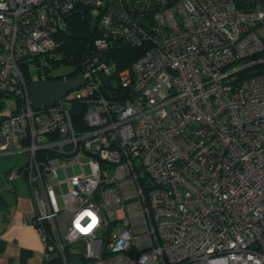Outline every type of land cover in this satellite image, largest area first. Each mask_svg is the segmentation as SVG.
<instances>
[{
  "label": "built area",
  "instance_id": "obj_1",
  "mask_svg": "<svg viewBox=\"0 0 264 264\" xmlns=\"http://www.w3.org/2000/svg\"><path fill=\"white\" fill-rule=\"evenodd\" d=\"M254 1L0 0V156H26L6 181L28 186L44 264H264V73L239 79L264 64ZM77 5L98 30L86 84L34 110V62ZM116 42L141 50L130 71Z\"/></svg>",
  "mask_w": 264,
  "mask_h": 264
},
{
  "label": "trees",
  "instance_id": "obj_2",
  "mask_svg": "<svg viewBox=\"0 0 264 264\" xmlns=\"http://www.w3.org/2000/svg\"><path fill=\"white\" fill-rule=\"evenodd\" d=\"M171 0H126L127 9H133L134 12L139 10L138 6L134 3L138 2L143 7L148 6L151 9L158 10L163 7L162 3H169ZM240 10H252L256 8L254 0H233ZM140 9H142L140 7ZM98 30L95 26V18L90 15L89 9L81 5H77L75 9L70 12L68 17L64 21V29L57 35V42L59 46L54 50L52 54H55L56 59L53 61L49 60V57L43 56L50 69L55 67L64 66L67 64L75 65V69L70 74H56L52 75L49 70L45 67V71L48 73L49 78L53 80H60L62 78H69L74 75L80 74V63L87 56V50L93 39L97 38ZM141 50L131 48L130 46L123 44L122 42L114 43L111 50L105 54V59L114 65L115 72L118 73L122 70L130 68L131 64L139 58ZM264 58V53L252 57L246 61H253ZM34 64L40 68L39 58L35 60ZM253 68H247L241 71L239 79L255 74L264 73V64H257L251 66ZM39 75V74H37ZM26 81L29 83L30 77L26 75ZM4 116V115H3ZM9 171L6 173V175Z\"/></svg>",
  "mask_w": 264,
  "mask_h": 264
},
{
  "label": "crops",
  "instance_id": "obj_3",
  "mask_svg": "<svg viewBox=\"0 0 264 264\" xmlns=\"http://www.w3.org/2000/svg\"><path fill=\"white\" fill-rule=\"evenodd\" d=\"M258 8L264 11V1ZM23 162L0 160V264H44V246L33 225V204L22 178L7 185L6 173Z\"/></svg>",
  "mask_w": 264,
  "mask_h": 264
},
{
  "label": "water",
  "instance_id": "obj_4",
  "mask_svg": "<svg viewBox=\"0 0 264 264\" xmlns=\"http://www.w3.org/2000/svg\"><path fill=\"white\" fill-rule=\"evenodd\" d=\"M90 52L91 49L89 48L87 51V56L90 55ZM96 77L105 89L110 88V82L103 79L100 73H97ZM85 84V80L81 75L60 80H34L29 84L32 108L34 110H39L41 108L52 107L57 104L66 94L83 87ZM0 98L4 97L0 95Z\"/></svg>",
  "mask_w": 264,
  "mask_h": 264
},
{
  "label": "rangeland",
  "instance_id": "obj_5",
  "mask_svg": "<svg viewBox=\"0 0 264 264\" xmlns=\"http://www.w3.org/2000/svg\"><path fill=\"white\" fill-rule=\"evenodd\" d=\"M88 51V50H87ZM39 62H40V70H44L43 67L47 68L49 70V72L53 75L56 74H70L74 71L75 69V65L73 64H69V65H63L61 64V66L55 67L54 69H50L49 64H47L44 60V57H40L39 58ZM135 62V61H134ZM134 62L131 64L130 68L127 69V71H130V69L132 68V65L134 64ZM126 70V69H125ZM3 103H6L4 107L0 108V115H8L10 113V111L14 110L16 108V103L14 98H6L3 100ZM0 160L1 161H5V162H13V161H19V162H23L22 166L25 164L26 162V156L24 153L21 154H13V155H7V156H0ZM73 172L75 173H79L80 169L79 167H75L73 169ZM72 174V170L69 169L68 170V175ZM59 177H61V174H58ZM65 190L63 189V192ZM60 202V201H59Z\"/></svg>",
  "mask_w": 264,
  "mask_h": 264
},
{
  "label": "clouds",
  "instance_id": "obj_6",
  "mask_svg": "<svg viewBox=\"0 0 264 264\" xmlns=\"http://www.w3.org/2000/svg\"><path fill=\"white\" fill-rule=\"evenodd\" d=\"M72 77H74V76H72Z\"/></svg>",
  "mask_w": 264,
  "mask_h": 264
}]
</instances>
